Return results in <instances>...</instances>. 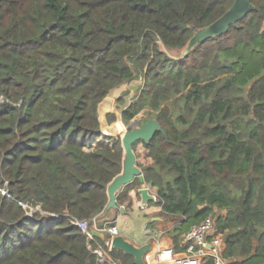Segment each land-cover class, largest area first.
<instances>
[{
  "label": "trees",
  "instance_id": "obj_1",
  "mask_svg": "<svg viewBox=\"0 0 264 264\" xmlns=\"http://www.w3.org/2000/svg\"><path fill=\"white\" fill-rule=\"evenodd\" d=\"M248 1L246 17L182 57L234 0H0V264H134L72 223L105 210L123 151L102 138L103 116L134 82L121 118L146 110L165 131L133 151L148 204L175 221L174 253L213 216L224 264L264 262V0ZM140 184L117 194L124 211Z\"/></svg>",
  "mask_w": 264,
  "mask_h": 264
},
{
  "label": "water",
  "instance_id": "obj_2",
  "mask_svg": "<svg viewBox=\"0 0 264 264\" xmlns=\"http://www.w3.org/2000/svg\"><path fill=\"white\" fill-rule=\"evenodd\" d=\"M252 10L253 5L248 0H234L232 6L219 19L209 26L194 32L184 50L183 56H186L191 48L197 44L221 36L228 30L229 26L242 20ZM156 132H161L165 136L163 128L155 119H152L143 123L140 127L125 130L121 136H117V138L120 139L121 148L123 150L122 171L107 185L106 194L108 200L105 206V211L119 210L121 213H124L123 208H120L117 204V194L135 179L141 183V188L138 190V193L141 197L142 203L147 205L149 202L153 201V196L149 193L148 188L144 184L143 174L140 168L136 165L133 145L137 141L149 143ZM104 137L108 136L105 135ZM91 234L93 237L105 240L101 233L94 229L91 230ZM166 248H168V243L165 240L160 246V251ZM110 250L120 251L124 255L132 257L134 264H146L144 257L148 253L154 252L156 248L152 242H147L141 246H135L125 240L121 235H116L110 240Z\"/></svg>",
  "mask_w": 264,
  "mask_h": 264
},
{
  "label": "built area",
  "instance_id": "obj_3",
  "mask_svg": "<svg viewBox=\"0 0 264 264\" xmlns=\"http://www.w3.org/2000/svg\"><path fill=\"white\" fill-rule=\"evenodd\" d=\"M95 145V144H93ZM2 192V191H0ZM153 196V201H156V196ZM141 210L144 209L145 204L142 202L138 203ZM88 238H92L91 230L97 232H106L110 236L105 241V245L110 250V240L114 236L118 235L115 227L98 228L95 218L92 219L91 224L87 221H72ZM182 243L186 245V250L182 253L183 255L177 256L172 248H166L162 251L148 253L144 260L146 264H154L165 262L167 264H202L204 259L211 257L214 259L215 264H224L220 254L224 248L223 235L219 234L215 226V218L209 216L199 224L192 226L186 233L182 235ZM94 254L97 255L98 260L103 261V253L101 250H94ZM261 264H264L262 262Z\"/></svg>",
  "mask_w": 264,
  "mask_h": 264
},
{
  "label": "crops",
  "instance_id": "obj_4",
  "mask_svg": "<svg viewBox=\"0 0 264 264\" xmlns=\"http://www.w3.org/2000/svg\"><path fill=\"white\" fill-rule=\"evenodd\" d=\"M151 195H154V193H151ZM129 196L133 201L131 210L124 211V213H121L119 210H104L102 214L95 217L97 227H115L117 229L118 235H121L125 240L129 241L135 246H141L147 242H152L156 248L154 252L160 251V246L165 240L168 243V248H172L171 238L168 235V232L173 228L175 221L166 219L160 208L149 204H145L144 209L141 210L138 206V203L142 202L141 197L140 195L137 197L135 191L129 192ZM99 233H101V235L105 238L103 241H106L108 233ZM175 254L177 256L183 255L182 253ZM107 264L117 263H114L111 259H109ZM154 264L167 263L161 262Z\"/></svg>",
  "mask_w": 264,
  "mask_h": 264
},
{
  "label": "rangeland",
  "instance_id": "obj_5",
  "mask_svg": "<svg viewBox=\"0 0 264 264\" xmlns=\"http://www.w3.org/2000/svg\"><path fill=\"white\" fill-rule=\"evenodd\" d=\"M196 46H194V47H196ZM193 48H191V50ZM184 50L182 52V57H184L183 56ZM171 54L175 55L174 52L173 53L171 52ZM142 85H143V82H134L133 84H131L129 86L123 85L117 89V91L114 93V96L110 97L112 99V105H110L108 107V110L105 112V114L103 116V125H102V129H101V131L103 132L102 133L103 137L105 135H107L109 137H115L116 138L118 135L121 136L125 130H131L134 127H140L143 123H145L149 120L155 119L156 114L152 113V112H148L146 110L139 113L136 117H134L131 121H129L127 123L124 122L121 118V111L133 102L134 97L139 92ZM121 95H123V99H122V102L119 103V102H117L116 99ZM167 104L172 109V111L175 112V114H181L182 113V111L179 109V105H182L181 101H178V100L173 98ZM107 114L114 115V121L112 123H109L108 118L105 116ZM104 129H105V132H104ZM144 184H145V182H144ZM145 186L148 188L149 192L154 193V195H155V189L149 188L146 184H145ZM0 191H2V192H0L1 194H3V195L6 194V192L4 190H0ZM27 213H28V215H30L31 213H33V211H31V212L28 211Z\"/></svg>",
  "mask_w": 264,
  "mask_h": 264
},
{
  "label": "bare ground",
  "instance_id": "obj_6",
  "mask_svg": "<svg viewBox=\"0 0 264 264\" xmlns=\"http://www.w3.org/2000/svg\"><path fill=\"white\" fill-rule=\"evenodd\" d=\"M104 132H105V129H104ZM103 133V132H102Z\"/></svg>",
  "mask_w": 264,
  "mask_h": 264
}]
</instances>
